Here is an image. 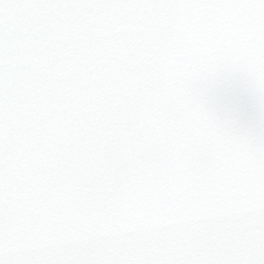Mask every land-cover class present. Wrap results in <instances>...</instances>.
Listing matches in <instances>:
<instances>
[{
    "label": "snow or ice",
    "instance_id": "snow-or-ice-1",
    "mask_svg": "<svg viewBox=\"0 0 264 264\" xmlns=\"http://www.w3.org/2000/svg\"><path fill=\"white\" fill-rule=\"evenodd\" d=\"M0 264H264V0H0Z\"/></svg>",
    "mask_w": 264,
    "mask_h": 264
}]
</instances>
